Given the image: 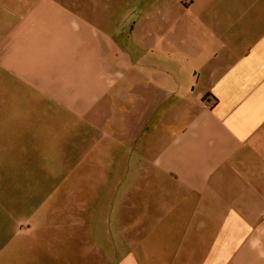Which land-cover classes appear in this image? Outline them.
Listing matches in <instances>:
<instances>
[{"label":"crops","instance_id":"0c3cea01","mask_svg":"<svg viewBox=\"0 0 264 264\" xmlns=\"http://www.w3.org/2000/svg\"><path fill=\"white\" fill-rule=\"evenodd\" d=\"M0 159V264H264V0H0Z\"/></svg>","mask_w":264,"mask_h":264},{"label":"rangeland","instance_id":"374dc122","mask_svg":"<svg viewBox=\"0 0 264 264\" xmlns=\"http://www.w3.org/2000/svg\"><path fill=\"white\" fill-rule=\"evenodd\" d=\"M1 160V159H0ZM4 161L7 158L4 157ZM1 172V171H0ZM8 173L9 171H2ZM14 173V171H13ZM23 191V187L1 184L0 183V261H17L15 239L11 241L9 248H1L3 246L2 240L9 238L18 228L20 223L25 219L37 202L23 201L21 195H17Z\"/></svg>","mask_w":264,"mask_h":264}]
</instances>
